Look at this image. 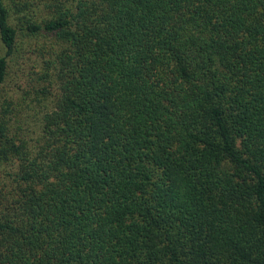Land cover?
<instances>
[{
  "label": "trees",
  "instance_id": "16d2710c",
  "mask_svg": "<svg viewBox=\"0 0 264 264\" xmlns=\"http://www.w3.org/2000/svg\"><path fill=\"white\" fill-rule=\"evenodd\" d=\"M21 36L0 264H264V0H0V92Z\"/></svg>",
  "mask_w": 264,
  "mask_h": 264
},
{
  "label": "rangeland",
  "instance_id": "374dc122",
  "mask_svg": "<svg viewBox=\"0 0 264 264\" xmlns=\"http://www.w3.org/2000/svg\"><path fill=\"white\" fill-rule=\"evenodd\" d=\"M35 41L29 36H21L16 55L10 59L9 74L0 92V107L5 100H18L21 94L31 88L36 79L33 65L37 54L34 53ZM5 55V48L0 39V57ZM32 78H34L32 80ZM23 93V94H24ZM24 97V96H23Z\"/></svg>",
  "mask_w": 264,
  "mask_h": 264
}]
</instances>
